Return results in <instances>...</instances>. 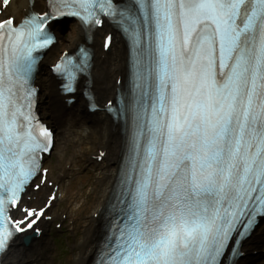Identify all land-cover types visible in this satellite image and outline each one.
<instances>
[{
  "label": "snow or ice",
  "instance_id": "obj_1",
  "mask_svg": "<svg viewBox=\"0 0 264 264\" xmlns=\"http://www.w3.org/2000/svg\"><path fill=\"white\" fill-rule=\"evenodd\" d=\"M49 7L18 25L0 20V251L16 233L39 232L46 215L19 207L40 154L53 147L33 115L34 54L53 43L61 18L102 25L105 15L132 40L136 71L123 223L111 229L102 264H223L230 248L237 260L240 241L264 218V0H133L123 9L114 0H49ZM112 43L109 36L105 46ZM88 59L85 52L81 62L58 65L68 91Z\"/></svg>",
  "mask_w": 264,
  "mask_h": 264
},
{
  "label": "bare ground",
  "instance_id": "obj_2",
  "mask_svg": "<svg viewBox=\"0 0 264 264\" xmlns=\"http://www.w3.org/2000/svg\"><path fill=\"white\" fill-rule=\"evenodd\" d=\"M29 10L42 11L40 0H35L33 5L29 0H11L3 15L14 16L19 21ZM64 31L61 27H56L57 45H53L47 52L42 62V70H48L49 64L60 55V45L63 49L73 51L80 43H87L81 27L72 29L66 36H63ZM108 34L114 36L110 49H106L104 43ZM90 46L94 49L92 89L97 102L104 107L116 98L120 83L126 81L129 52L125 41L109 24L96 31ZM38 83L45 85L48 90L41 102V108L43 115L56 129L57 142L53 149H56L59 155L55 162L45 160L44 164L49 168L48 179L54 180V186H49L46 182L38 191L31 189L23 196L20 208L44 207L52 192H56V199L48 207V215L39 222V232L27 231L15 239L4 257L3 264H54L57 255L54 254V245L48 232L53 220L63 219L65 214L70 220V228L75 236H78L73 243L72 253L65 259V264H93L103 238L101 213L107 208L113 194L126 142L120 127L105 110L95 113L89 111L87 101L81 92L75 95L77 102L70 104L62 95L60 82L54 75L48 74L45 79L39 78ZM70 137H74V140ZM71 146L75 148L74 152H71ZM100 152L105 156L99 160L97 158H100ZM84 159L96 168L100 177L92 196L82 202L81 198L89 185L88 176L74 175L76 167H81ZM57 169L60 174L56 176L54 170ZM67 178H70V182L66 187L64 182ZM62 192L64 194L59 198L58 193ZM63 200H67V203L59 213L58 205ZM83 206H89L93 212L80 224ZM22 215V211H18V217L21 218ZM81 225L83 229L79 230ZM35 233L38 236L32 237L26 244L24 237ZM242 250L245 256L235 264H264V220L243 243Z\"/></svg>",
  "mask_w": 264,
  "mask_h": 264
},
{
  "label": "rangeland",
  "instance_id": "obj_3",
  "mask_svg": "<svg viewBox=\"0 0 264 264\" xmlns=\"http://www.w3.org/2000/svg\"><path fill=\"white\" fill-rule=\"evenodd\" d=\"M74 29L73 26L68 25L64 30L63 36L68 35L71 30ZM63 50V47H59V52ZM44 75L43 78H46L47 75ZM48 73V72H47ZM48 90L45 87V85H42V92H41V102L45 98V93H47ZM40 111L43 115L42 108L40 107ZM43 117L47 119L44 115ZM50 122V121H49ZM51 123V122H50ZM52 124V123H51ZM72 140H74V137H70ZM71 152H74L75 148L73 146L70 147ZM96 152V149H94V153ZM58 153L56 152V149L53 151L50 157H48V161L55 162L56 158L58 157ZM82 162V166H77L74 177L82 175L88 176V187L83 195L82 202L90 198L93 194V189L95 188V184H98V179L100 177L99 172L96 170V168L90 164L89 162L85 161ZM60 171L59 169L54 170V175H59ZM70 182V178L65 179L64 185L66 187L68 186ZM97 186V185H96ZM64 193L62 192V195ZM67 203V200L60 201V205H58V211L59 213L62 212L63 208L65 207ZM93 210L89 206H83L82 208V215L80 219V224L83 223L86 216L92 214ZM66 215V214H65ZM58 225H60L58 227ZM70 220L68 216H64L63 219H56L53 220L52 224L50 225L48 236L52 239V244L54 245L55 252L54 254L57 255V258L54 260V264H65V259L69 256V254L72 253V246L73 243L78 239V236H75L72 229L70 228ZM79 226V225H78ZM83 229V225L79 227V230Z\"/></svg>",
  "mask_w": 264,
  "mask_h": 264
},
{
  "label": "water",
  "instance_id": "obj_4",
  "mask_svg": "<svg viewBox=\"0 0 264 264\" xmlns=\"http://www.w3.org/2000/svg\"><path fill=\"white\" fill-rule=\"evenodd\" d=\"M29 241H30V238L27 239V242H29Z\"/></svg>",
  "mask_w": 264,
  "mask_h": 264
}]
</instances>
